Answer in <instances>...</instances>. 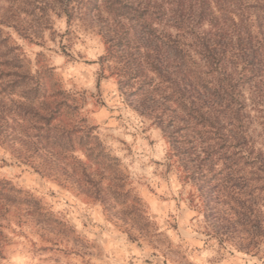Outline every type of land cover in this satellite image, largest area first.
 <instances>
[{
	"label": "clouds",
	"instance_id": "1",
	"mask_svg": "<svg viewBox=\"0 0 264 264\" xmlns=\"http://www.w3.org/2000/svg\"><path fill=\"white\" fill-rule=\"evenodd\" d=\"M36 3L46 11L23 0L10 5L25 31L16 21L0 24L12 37L6 59L23 61L19 76L0 79V127L12 132L0 135V188L13 197L0 196V264H73V257L75 264H264V168L249 163L264 156V104L241 92L245 126L238 115L217 135L202 123L188 160L168 117L184 103L206 112L198 90L189 84L187 101L169 96L167 111H146L135 99L145 88L142 74L125 77V62L111 55L110 38L85 17L80 0ZM91 15L107 14L93 8ZM232 19L240 22L236 13ZM245 70L244 63L235 68ZM25 78L22 88L3 91ZM32 90L38 94H25ZM228 176L239 186L219 183ZM66 180L88 185L94 200L87 213L59 196L43 208L55 204L52 211L63 209L62 219L75 222L65 237L36 227L37 213L29 215L19 199Z\"/></svg>",
	"mask_w": 264,
	"mask_h": 264
},
{
	"label": "trees",
	"instance_id": "2",
	"mask_svg": "<svg viewBox=\"0 0 264 264\" xmlns=\"http://www.w3.org/2000/svg\"><path fill=\"white\" fill-rule=\"evenodd\" d=\"M16 2L0 0V24L10 26L16 21L17 29L25 31L18 13L10 7ZM23 3L34 5L33 11L47 8L36 0ZM165 3L175 9L172 14L165 10ZM80 8L110 38L111 55L125 62V77L142 74L145 88L135 99L146 111H167L169 96L187 101L189 84L191 91L198 90V99L208 106L206 112L187 110L184 103L168 117L172 122L168 131L186 159L192 160L194 133L202 123L214 127L217 135L225 121L238 115L240 127L245 126L244 114L238 113L241 92H247L257 107L264 104V0H80ZM93 8L98 13L103 9L107 15L92 18ZM233 13L239 15V23L233 21ZM8 40L7 36L5 42ZM11 51L8 48L6 55ZM226 52L233 55L226 56ZM19 61L13 58L7 63ZM240 63L246 66L243 75L235 71ZM153 71L159 76L156 81L149 75ZM157 96L161 98L157 100ZM227 103L226 111L219 107ZM249 163L264 168V156ZM219 183L226 189L239 186L232 176Z\"/></svg>",
	"mask_w": 264,
	"mask_h": 264
},
{
	"label": "rangeland",
	"instance_id": "3",
	"mask_svg": "<svg viewBox=\"0 0 264 264\" xmlns=\"http://www.w3.org/2000/svg\"><path fill=\"white\" fill-rule=\"evenodd\" d=\"M3 13L2 10H0V18L1 14ZM89 19V17H88ZM90 22L98 23V21L94 19H89ZM162 28V27H160ZM9 37V40L5 42L6 37ZM11 35L5 34L4 30L0 28V57H3L2 61H0V65H2L7 70L5 72H0V79L6 78L8 76H19V73L15 70L23 66V61H19L17 64H8L6 59L8 56L6 55L8 46L11 42ZM4 41V42H3ZM3 42V43H2ZM43 79H47V74L43 77ZM26 83L25 79H18L14 83L8 85L7 88L3 89V91H8L11 89L12 91L17 90V88H22ZM26 95L34 96L37 95V90H32L30 92H26ZM136 102L140 104L138 99H136ZM24 118L29 119L30 113L25 112ZM14 131V130H13ZM0 135H4L6 138L12 135V132L9 131L8 126L0 127ZM40 180H46V177H39ZM27 182L33 183L35 185L36 181L32 180L31 177L27 178ZM66 186H61L58 184H53L51 188H48L45 185V188H37L36 191L40 192L41 195L37 196L35 193L31 192L30 189L25 190L27 191V195L24 197H21L19 199V204L23 208L25 206L30 209L29 215H32L33 212L37 213L35 216V226L49 231L56 233L58 236H67L70 235L72 232L76 231L75 229V222L73 221L72 224H68L66 219H62L64 216L65 210L63 209H57L55 211H52L51 209L55 208V204H51L49 211L45 212L43 211V208L48 204V202L55 200L58 196L63 200V203L65 205H68L70 201H78L81 206L85 209V213H87V207L89 202H92L94 200V194L90 191L88 185L86 184H80L73 182L72 180H66L65 181ZM93 187H95L93 185ZM0 196H3L5 199H13V197L9 196L8 192L4 189L0 188ZM39 205V208H36L35 206ZM72 207H76V204L73 203ZM69 214L74 215L75 219H79V216H76L75 214L71 213V210L68 209ZM97 215L101 216L103 218L102 213H97ZM81 223H84L81 221ZM87 227V225H84ZM80 242V237L75 236L72 238L71 243L75 246L78 245ZM78 255V254H77ZM76 257H73V264H75Z\"/></svg>",
	"mask_w": 264,
	"mask_h": 264
}]
</instances>
